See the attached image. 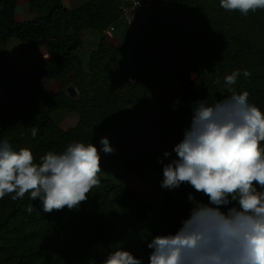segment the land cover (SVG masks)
<instances>
[{"label": "trees", "instance_id": "1", "mask_svg": "<svg viewBox=\"0 0 264 264\" xmlns=\"http://www.w3.org/2000/svg\"><path fill=\"white\" fill-rule=\"evenodd\" d=\"M18 1L0 0V140L13 150L31 149L37 164L48 152L62 154L72 143L106 137L127 173L163 176L159 160L166 151L172 155L164 164L177 158L173 148L190 128L196 103L223 99L224 77L237 69L241 75L232 87L248 91L249 103L264 111V10L245 16L221 8L220 0H170L175 12L167 16L157 11L161 0H150L143 28L123 33L118 46L104 33L121 32L122 0H88L74 10L63 0H29L36 18L21 23L15 18ZM85 31L101 34L87 65L80 57ZM11 39L28 51L46 49L47 61L19 70L4 53ZM244 70L251 76L244 77ZM41 78L57 81L58 91L43 90ZM166 90L170 98L154 116ZM55 111L76 116V126L62 130L51 118ZM32 127L39 129L35 138ZM100 180L89 199L71 211L46 213L30 194L0 200V264H103L117 249L150 264L147 244L179 230L192 208L189 194L208 203L182 184L167 189L156 209L128 187L102 174Z\"/></svg>", "mask_w": 264, "mask_h": 264}, {"label": "clouds", "instance_id": "2", "mask_svg": "<svg viewBox=\"0 0 264 264\" xmlns=\"http://www.w3.org/2000/svg\"><path fill=\"white\" fill-rule=\"evenodd\" d=\"M220 7L247 16L264 10V0H220ZM240 75L237 69L224 77L223 99L196 103L190 128L173 148L177 158L164 164L172 155L166 151L159 160L162 188L188 184L208 203L189 194L192 208L179 230L147 244L150 264H264V111L249 103L248 91L232 87ZM243 76L251 73L244 70ZM29 130L33 138L39 131ZM100 143L105 154L115 151L108 138ZM100 152L93 143L77 142L62 154L48 152L37 164L31 149L13 150L8 140H0V200L30 194L46 213L75 210L100 186ZM103 264L143 261L117 249Z\"/></svg>", "mask_w": 264, "mask_h": 264}, {"label": "rangeland", "instance_id": "3", "mask_svg": "<svg viewBox=\"0 0 264 264\" xmlns=\"http://www.w3.org/2000/svg\"><path fill=\"white\" fill-rule=\"evenodd\" d=\"M150 11H151L150 8L141 9L139 11V14L135 17V19L137 20L134 19L132 25L130 26L122 22V32L108 33L109 41H111V43H113L114 45H118V46L122 45L123 40L125 38L124 34L132 33L134 31L137 32L140 31L145 25L146 20L150 16L151 14ZM157 11L163 15L168 16V15H172L175 12V8L170 2V0H161L158 3ZM83 41L84 43L82 45V50H81V59L84 62V64L87 65L90 52L96 49L97 40L93 41L91 39L85 41L84 38ZM52 85H56V84L53 83ZM46 88H49L50 90L57 89V88L55 89V86L51 87L50 85H47ZM169 98H170L169 90L160 93L152 111L154 116H157L161 113V104H160L161 101ZM51 118L54 120L56 124L62 123L65 130L73 128L76 125L74 119L77 120L76 116L64 111H58V112L55 111V113L51 114ZM91 143H93L98 149H101L100 155H101L102 169H103L101 174L103 175V177L109 178L113 182L126 186L132 191L139 193L141 198L148 204L152 205L154 208L160 209L162 207L164 199L167 195V189L161 187L162 181L164 179V177L161 174L150 172L146 175L144 179L130 175L129 173L126 172L121 162L119 153L115 147L112 146L113 149L115 150L112 154H105L102 151L103 146L100 143L98 142H91Z\"/></svg>", "mask_w": 264, "mask_h": 264}, {"label": "crops", "instance_id": "4", "mask_svg": "<svg viewBox=\"0 0 264 264\" xmlns=\"http://www.w3.org/2000/svg\"><path fill=\"white\" fill-rule=\"evenodd\" d=\"M87 1L88 0H63V5L68 10H74L75 8L85 4ZM15 18L20 23L32 21L33 19L36 18V14L32 13L29 10V0H19L18 1L16 11H15ZM134 19H133V21H134ZM135 20H137V19H135ZM121 32H122V30H121ZM108 33H110V31H106L104 33V36L109 41ZM118 33H120V32H118ZM84 38H85V41H88L91 39L93 41L97 40V46H98L99 40L101 38V34L96 33V32H91V31H85L82 33V40H84ZM109 42L111 43V41H109ZM83 43H84V41H83ZM97 46H96V48H97ZM4 53L11 58L14 66L16 68H18L19 70H27L30 67L37 66L41 63L46 62L48 59L46 49L41 48L37 51H28L26 49L25 45L16 39H11L7 43V45L4 49ZM80 57H81V51H80ZM48 82H51V83H48ZM53 83H55L56 85H52ZM39 85L43 90H45L47 92L54 93V92H57L59 89L58 83L54 80L41 78V79H39ZM47 85H50L51 87L55 86V89L56 88L57 89L56 90H50L49 88H46ZM53 113H55V112H53ZM74 120H75V124H77V120L76 119H74ZM57 125L62 130L67 131L64 129L62 123L57 124Z\"/></svg>", "mask_w": 264, "mask_h": 264}, {"label": "built area", "instance_id": "5", "mask_svg": "<svg viewBox=\"0 0 264 264\" xmlns=\"http://www.w3.org/2000/svg\"><path fill=\"white\" fill-rule=\"evenodd\" d=\"M125 4V13L122 17V22L130 26L133 23V19L139 14V11L143 8H150V0H122ZM110 32H114L113 28L108 29Z\"/></svg>", "mask_w": 264, "mask_h": 264}, {"label": "water", "instance_id": "6", "mask_svg": "<svg viewBox=\"0 0 264 264\" xmlns=\"http://www.w3.org/2000/svg\"><path fill=\"white\" fill-rule=\"evenodd\" d=\"M67 91L71 97H75L76 91L72 87H69Z\"/></svg>", "mask_w": 264, "mask_h": 264}]
</instances>
